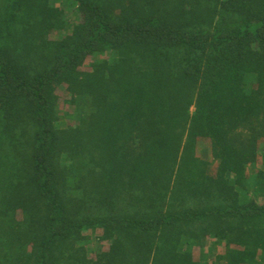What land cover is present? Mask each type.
<instances>
[{
  "label": "trees",
  "instance_id": "1",
  "mask_svg": "<svg viewBox=\"0 0 264 264\" xmlns=\"http://www.w3.org/2000/svg\"><path fill=\"white\" fill-rule=\"evenodd\" d=\"M58 1L0 0V264H264V0Z\"/></svg>",
  "mask_w": 264,
  "mask_h": 264
},
{
  "label": "rangeland",
  "instance_id": "2",
  "mask_svg": "<svg viewBox=\"0 0 264 264\" xmlns=\"http://www.w3.org/2000/svg\"><path fill=\"white\" fill-rule=\"evenodd\" d=\"M58 5L62 8L64 12V29L60 33H54L51 38L54 40H59L62 36L72 29V27L80 21V16L78 13V6L74 0H59ZM110 54H104L95 58H91L88 62H95L102 59L109 58ZM60 100L58 104V115L59 121L58 125L61 128L66 127V125H73L76 122L75 119V105L71 104V97L67 93L65 87H61L58 91ZM209 143L207 141H201L198 144V154L208 150ZM258 154L260 158V163L255 167L250 166L248 168V191L252 196H255L259 202H263L264 198V180H261L258 176L259 170H264L262 167V162L264 161V142L259 144ZM81 246L87 249L88 256L94 257L96 253L102 247V250H107L109 243L102 241L100 234L85 232V239L82 241ZM227 244L220 240H207L203 246L195 247L194 258L195 260L204 264H214L216 257L223 254L226 251ZM222 264V263H221Z\"/></svg>",
  "mask_w": 264,
  "mask_h": 264
}]
</instances>
